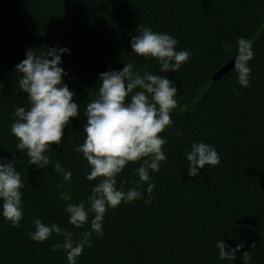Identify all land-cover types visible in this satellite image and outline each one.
<instances>
[{"label": "trees", "instance_id": "1", "mask_svg": "<svg viewBox=\"0 0 264 264\" xmlns=\"http://www.w3.org/2000/svg\"><path fill=\"white\" fill-rule=\"evenodd\" d=\"M137 25L174 36L176 48L188 49L190 58L176 72H158L154 59L131 52ZM241 36L254 42L247 88L237 84L233 65L212 78L234 59ZM222 44H231V52ZM51 46L68 49L61 56L67 73L62 80L79 105L60 146L48 152L72 172L70 181L51 165H28L10 133L14 109L28 107L14 67L27 49ZM129 61L174 82L178 104L170 115L182 136L170 129L159 134L167 139L162 146L167 153L159 171L150 174L151 203H143L145 195L109 208L103 235L93 237L77 264H244L243 251L251 254L248 264H264V0H0V160L14 159L24 183L20 226L0 219V264H67L63 250H51L60 236L33 242L26 233L34 217L74 234L83 230L67 223L65 202L58 197L70 192L72 202H79L90 194L95 181L85 179L89 166L74 151L84 139L83 112L99 87V74ZM194 141L214 146L220 163L190 178L184 153ZM137 166H125L118 187L121 180L125 190L136 186ZM144 188L141 182L142 193ZM218 239L230 247L243 241L244 247L234 261L220 260Z\"/></svg>", "mask_w": 264, "mask_h": 264}, {"label": "clouds", "instance_id": "2", "mask_svg": "<svg viewBox=\"0 0 264 264\" xmlns=\"http://www.w3.org/2000/svg\"><path fill=\"white\" fill-rule=\"evenodd\" d=\"M253 43L243 36L236 39L233 68L240 88L251 83L249 62L255 55ZM177 44L174 36L142 25H137L129 40L131 52L137 57L154 59L160 73L176 72L190 58L191 52L177 49ZM222 47L226 52L232 50L231 44ZM67 53V48L55 46L25 51L14 71L19 74L18 88L26 94L28 107H16L10 125V133L17 141L15 148L26 157V163L39 169L51 165L64 181H70L72 172L51 160L48 152L51 145L60 146L63 129L79 112L74 92L62 80L67 73L60 66L61 56ZM156 72H141L129 61L120 70L110 69L98 76L99 87L83 112L84 139L74 148L89 166L85 179L95 183L86 201L72 202L70 192H61L58 197L65 202L67 223L83 230L74 234L55 222L44 223L34 217L33 228L26 233L33 242L46 241L53 234L60 236L62 239L53 243L51 250H63L67 264H77L83 249L92 246L93 237L103 235V218L109 208L141 200L145 195L143 203H151L154 184L150 174L159 171L167 153L162 147L167 139L159 134L170 129L173 136H182L179 129L172 127L170 115L178 104L177 88L167 76ZM233 92L239 95L237 90ZM184 155L190 178L198 176L205 165L215 167L220 163L217 149L202 141L192 142ZM129 162H138L134 169L138 182L125 190L123 180L117 186V176ZM141 182L145 185L143 193ZM23 188L14 159L0 160V219L13 227H19L23 218ZM243 247V241L234 247L220 239L215 243L218 258L225 261H234ZM241 258L248 264L250 252L243 251Z\"/></svg>", "mask_w": 264, "mask_h": 264}, {"label": "water", "instance_id": "3", "mask_svg": "<svg viewBox=\"0 0 264 264\" xmlns=\"http://www.w3.org/2000/svg\"><path fill=\"white\" fill-rule=\"evenodd\" d=\"M233 65V60L226 63L221 69H219L214 75L213 79H218L227 69H229Z\"/></svg>", "mask_w": 264, "mask_h": 264}]
</instances>
